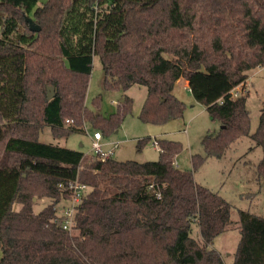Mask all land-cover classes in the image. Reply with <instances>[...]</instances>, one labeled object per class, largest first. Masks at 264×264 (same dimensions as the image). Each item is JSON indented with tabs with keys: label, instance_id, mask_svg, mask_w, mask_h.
<instances>
[{
	"label": "trees",
	"instance_id": "16d2710c",
	"mask_svg": "<svg viewBox=\"0 0 264 264\" xmlns=\"http://www.w3.org/2000/svg\"><path fill=\"white\" fill-rule=\"evenodd\" d=\"M40 1L0 0V264H225L212 244L232 205L194 172L249 135L262 147L257 173L264 178V100L250 133L245 95L248 71L264 66V0ZM28 16L40 31L30 29ZM94 56L106 89L147 87L145 122L182 117L186 102L173 91L179 79L188 81L221 124L203 138L204 152L191 156V170L175 164L183 144L173 139L156 138L160 156L145 162L87 156L40 139L45 126L64 136L85 131L86 122L105 134L131 112L128 95L108 117L87 106ZM75 179L92 190L70 232L56 205L70 198L66 186ZM34 197L51 202L35 211ZM239 214L231 264H264V217Z\"/></svg>",
	"mask_w": 264,
	"mask_h": 264
},
{
	"label": "rangeland",
	"instance_id": "374dc122",
	"mask_svg": "<svg viewBox=\"0 0 264 264\" xmlns=\"http://www.w3.org/2000/svg\"><path fill=\"white\" fill-rule=\"evenodd\" d=\"M46 0H41L44 2ZM1 29V26H0ZM104 71L99 56H94L92 72L86 93L87 106L97 113L110 116L118 109V104L125 95L133 99L132 110L123 122L114 130L103 133L102 142L105 148L115 146L113 158L116 160H135L145 162L157 160L160 150L156 147V138H168L180 141L183 149L176 156V163L181 169H192L191 156L203 153V138L211 133L215 134L221 124L212 118L206 106L197 101L189 87L183 85L184 79L176 82L174 94L186 102L182 117L170 119L163 124L142 121L140 113L144 104L147 87L134 84L127 90L106 89L103 84ZM236 91H242L238 85ZM246 107L249 110L250 133L254 132L259 123V117L264 100V68L257 66L248 71ZM102 95L98 105L93 100ZM68 122V121H66ZM68 124V123H67ZM85 131H76L64 136H55L50 126H45L40 133L44 142L59 144L64 147L83 151L90 156L93 132L100 129L92 128L89 122L84 124ZM103 132V131H102ZM148 138L141 147L140 139ZM263 155V150L249 135L236 140L226 150L222 157H208L207 160L195 170L194 178L197 183L205 185L222 195L232 205L230 223L227 229L219 234L212 247L221 254L225 264H231L241 237L240 210L264 217V178L260 179L257 173V164ZM90 191L92 186L89 187ZM34 210L39 211L50 203L47 197L33 198ZM68 200H61L56 205L58 215L64 210ZM16 208L20 204H15ZM74 232L75 230L72 229ZM76 232V231H75ZM192 236L200 240L198 227L193 225Z\"/></svg>",
	"mask_w": 264,
	"mask_h": 264
},
{
	"label": "built area",
	"instance_id": "2783aa9c",
	"mask_svg": "<svg viewBox=\"0 0 264 264\" xmlns=\"http://www.w3.org/2000/svg\"><path fill=\"white\" fill-rule=\"evenodd\" d=\"M264 68V66H263ZM233 93L235 96H237L240 91H236V88L233 90ZM103 140V134L101 130H96L93 132L92 141H91V151L93 154L101 157V158H110L113 157V154L115 152V146L105 148ZM155 144L158 149H160V145L158 141L155 139ZM176 164V161H175ZM90 185L81 182L78 179H75L73 181H70L66 189L71 192L70 198L68 201L70 204L65 205L63 207V211L60 213L59 220L62 222L63 227L70 232H72V229H74L75 224V216L78 209V206L81 204L83 199L88 195L90 192ZM152 187V185H150Z\"/></svg>",
	"mask_w": 264,
	"mask_h": 264
},
{
	"label": "water",
	"instance_id": "95a60500",
	"mask_svg": "<svg viewBox=\"0 0 264 264\" xmlns=\"http://www.w3.org/2000/svg\"><path fill=\"white\" fill-rule=\"evenodd\" d=\"M26 20L29 22V27L33 31H40L41 26L38 25L32 17L28 16L26 17ZM54 96V87L53 86H48V93H47V99H50Z\"/></svg>",
	"mask_w": 264,
	"mask_h": 264
},
{
	"label": "crops",
	"instance_id": "0c3cea01",
	"mask_svg": "<svg viewBox=\"0 0 264 264\" xmlns=\"http://www.w3.org/2000/svg\"><path fill=\"white\" fill-rule=\"evenodd\" d=\"M183 79V78H181ZM181 79H179L178 81H181ZM183 85L186 87H189L188 81L184 79ZM176 165L178 166V164L176 163Z\"/></svg>",
	"mask_w": 264,
	"mask_h": 264
}]
</instances>
